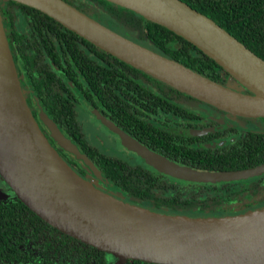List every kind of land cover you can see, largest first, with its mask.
I'll return each instance as SVG.
<instances>
[{
  "label": "trees",
  "instance_id": "1",
  "mask_svg": "<svg viewBox=\"0 0 264 264\" xmlns=\"http://www.w3.org/2000/svg\"><path fill=\"white\" fill-rule=\"evenodd\" d=\"M6 1L8 7L2 14L0 12V16L4 15L11 25L15 20L14 11L19 9L29 28L38 33L42 42L45 40L43 36H47V30L54 28L61 33L65 58L63 73L66 77L72 80L103 119H107L122 132L125 129L133 134L134 128L138 132L135 139L160 157L169 158L172 163L192 170L207 172H232L264 163V132L240 129L232 140V145L220 150L203 148L198 144L218 137H228L231 134L228 128L208 135L200 133L178 136L172 133V141L169 139V132L146 130V125L138 121L129 108L137 112L143 106L147 109L153 106L156 108L158 104L162 112L172 110L175 116L190 117L192 114L181 108L179 102L185 98L188 106L194 108L197 107L198 100L100 50L38 10L11 0ZM61 1L107 28L116 30V33L123 30L128 35L125 38L174 60L207 79L227 85L221 68L211 58L163 26L106 0ZM180 1L208 17L264 60V0ZM59 33L55 32V35ZM78 45L91 49L95 58H83ZM49 53V60L60 68L56 54ZM10 55L12 58L11 52ZM22 58L25 65L28 61L31 69H35L38 74L37 78L30 76V84L41 112L107 178L109 187L114 192L113 197L150 211L198 217L236 216L264 206L262 174L250 182H201L179 178L170 180L161 173L130 165L115 155L98 150L86 140L71 101L72 91L64 80L51 72L46 64L40 63L41 57L36 59L23 52ZM12 62L14 65L13 58ZM71 63L78 72L72 68ZM164 96L175 98L176 103H171ZM128 119H132V122ZM242 119H245L240 124L242 129L247 121L259 128L264 126V118ZM67 164L83 176L81 174L84 170L77 161ZM145 203H149V206ZM112 260L114 257L109 254L51 227L15 196L10 201L0 199V264H110ZM124 264L153 263L126 260Z\"/></svg>",
  "mask_w": 264,
  "mask_h": 264
},
{
  "label": "water",
  "instance_id": "2",
  "mask_svg": "<svg viewBox=\"0 0 264 264\" xmlns=\"http://www.w3.org/2000/svg\"><path fill=\"white\" fill-rule=\"evenodd\" d=\"M11 1L38 10L100 50L183 94L235 116L264 118V60L180 0L106 1L129 9L188 41L246 92L207 79L123 37L61 0ZM146 56L156 62H145ZM163 63L184 70L196 78V84L205 91L180 82L181 78L174 74L161 72L158 67ZM196 84L191 82L198 87ZM80 97L91 109L86 99ZM234 97L256 98L259 105L251 110L234 111L226 106ZM39 118L54 143L81 159L87 172L107 182L50 118L43 112L39 113ZM106 123L120 138L143 152L156 169L175 178L214 182L264 171V164L232 172L192 170L169 163L156 154H148L110 122ZM0 179L15 198L41 220L69 237L110 254L115 259L112 264H123L126 260L153 264H264V206L236 216L221 217L150 211L97 189L77 174L44 136L26 104L1 21Z\"/></svg>",
  "mask_w": 264,
  "mask_h": 264
},
{
  "label": "flooded vegetation",
  "instance_id": "3",
  "mask_svg": "<svg viewBox=\"0 0 264 264\" xmlns=\"http://www.w3.org/2000/svg\"><path fill=\"white\" fill-rule=\"evenodd\" d=\"M6 7H8V3L5 0L4 6L3 7L0 6L1 14L4 12ZM14 13H15V20L12 23V25L7 21L5 16L2 15L4 31H5L4 34H5L6 41L8 42L9 50L12 54V58L14 61V67H15V71H16V76L18 79L20 89L22 90L26 104H27L32 116L34 117L39 129L42 131V133L47 138V140L50 142V144L56 149L58 154L62 158H64L67 163H71V161H77L79 166L82 167V169L84 170V173L81 174V175H83L82 176L83 178H85L88 182H90L97 189L113 196L114 192L109 187L107 178L104 176L105 179L107 180L106 183L104 181H102L101 179H97L94 175H92L91 173H89L85 170V168L83 166L84 163L81 159H77L73 154L66 152L61 147H59L56 143H54L53 140L50 138L49 132L46 129L45 125L42 123V121L39 118V113L41 112L40 105L38 103V99L34 93V90L32 89L31 84H30V81H31L30 76H34V78H37L38 74L35 73V71H34L35 69H31V67H30L31 65H29L28 61H27V64L25 65L23 58H22L23 52H25L26 54H28L31 57L36 58V59L38 57H41L40 63L46 64L48 66V69L51 72H53L58 77H61L64 80V83L68 85V87L72 91L71 101L74 104V110L76 112V118L81 123L83 131L85 130L81 120L79 119V114H78V110H80V108H82L80 106V103L85 105V103L81 100V97H80V96L84 97V95L78 91L77 87L72 82V80H69L66 77V75L63 73V68L65 67V58L63 57L64 56L63 55L64 48H62L63 38L61 36V33L56 31V29H54V28H52V30H47V36H43V39H45V40L42 42V38L39 37L38 33L35 32V30H32L31 28H29L27 20L24 17L23 13L19 9H16L14 11ZM18 17L22 20V23L20 24V26H21L20 29H18L16 27V22L19 21ZM44 26H45V23H44ZM45 32H43V34ZM55 32H57L59 34L55 35ZM117 33L126 37V35L124 33H121V32H117ZM77 42L79 43V41H77ZM78 49H79V51L83 52V54H82L83 58H87L89 60H93V58H95V54L92 52V50L87 49V47L85 45H78ZM49 52H53V54H56V56L58 57L59 63L61 65L60 68H58L53 62H51L49 60V57H48L50 54ZM69 62H71V61L69 60ZM71 66L75 71H77L76 67H74V65L72 63H71ZM221 74L222 75L225 74L226 76L231 78L224 71H222ZM234 83L237 85V89L242 90V89H240L241 87L239 84H237L235 81H234ZM242 91L246 92L245 90H242ZM164 97L167 98V100H169L171 103L172 102L176 103L175 98L172 99L173 97L169 98V96H164ZM74 98H76V99H74ZM186 100L187 99L182 98V102H179V105L181 108L185 109L187 112H190L192 114L190 117H187L185 115V113H183L185 116H181V117L175 116L172 113V110L168 111V112L167 111L162 112L160 110V108H158V106H159L158 104L156 105V108L153 106L152 108L147 109L146 106H143L140 108L139 111H137L138 113L135 110H133L132 108H129L128 110L131 113L135 114V116H137L138 121H141L142 123H144L146 125V130L152 131V132L153 131H163L165 133L169 132L171 134V136L169 135V137H170L169 139L171 141H172V133L175 135H178V136H194V135H199L200 133L208 135L211 133H214V134L220 133L221 131L228 128V132L231 133L228 137H218V138L214 139L213 141L199 143L198 145H200L203 148H212V149H220L221 150V149H225L226 147L231 146L232 142H233L232 140L236 137V133H238L240 129L245 130V131L249 130V131H252L255 133L264 132V126L262 128L256 127L250 121H247L244 125V128L242 129L240 127V124H241V122L245 121V119H242L245 117H240V116H235V115L229 114L223 110L217 109V108H215L211 105H208L204 102H201L199 100H198V104H202L204 106V108H198V107L190 108L188 106L189 104L187 103L188 101H186ZM86 101L89 105H91L87 99H86ZM127 104L131 105V103H127ZM91 107H92L91 110H93V112H96L99 115V117H101V115L98 113V111L95 108H93L92 105H91ZM153 108H155V109H153ZM249 119H251V118H249ZM104 120L108 121L107 119H104ZM128 121L131 123L132 119H128ZM186 131H189L190 133H185ZM108 132H109L110 136H111V133H113V132L116 135H118V133L114 130H113V132L112 131H108ZM123 133L125 135H127L130 139L137 142L138 145H140L144 149L148 150L150 153L156 154L151 148L147 147L146 145L142 144L141 142H139L135 139V137H137L136 133H138V132L134 128H132L133 134H130V132H128L125 129H124ZM111 141L113 142V139H111ZM170 144H171L170 146H172V143H170ZM113 145L115 146V144H113ZM93 146H95L97 148L96 145H93ZM116 148H119V147L117 146ZM98 150H100V149H98ZM106 154L115 155V156L121 158L118 154H115V153H113V154L106 153ZM120 154H122L123 157H125L124 159L123 158H121V159L128 162L130 165H138L144 169L161 173L160 170L154 168L152 165L147 164L146 159L142 158L134 150L128 149V152L123 151V153H120ZM131 157L136 161L138 160L139 163L132 162L131 160H133V159H131ZM166 159L169 163H172L171 159H169V158H166ZM262 164H264V163H262ZM262 164H259V165H262ZM179 166H181V165L179 164ZM256 166H258V165H256ZM253 167H255V166H253ZM161 174L166 176L168 179L172 180V177H170L164 173H161ZM260 174L264 175V171L259 172V173L254 174V175L246 176L243 178L230 179V180H220V181L221 182H231V181H233V182H250L252 179H257L258 177H260ZM175 179H177V178H175ZM214 182H217V181H214ZM246 210H248V209H245V211ZM114 261H115V259L110 261V264H112ZM129 261H131V260H129Z\"/></svg>",
  "mask_w": 264,
  "mask_h": 264
},
{
  "label": "rangeland",
  "instance_id": "4",
  "mask_svg": "<svg viewBox=\"0 0 264 264\" xmlns=\"http://www.w3.org/2000/svg\"><path fill=\"white\" fill-rule=\"evenodd\" d=\"M4 4H5V0H0V6L3 7ZM18 20L19 21L16 22V27L18 29H20V27H21L20 24L22 23V20L19 17H18ZM0 21L2 23L3 32L5 33L2 16H0ZM121 33H126V32L121 30ZM126 37H128V35H126ZM222 76L225 79L227 85H229L230 87L237 88V85L234 83V81L231 78H229L225 74H223ZM80 106L82 108H80V110H78L79 119L81 120V122L84 126V129H85L84 132L86 135V139L90 144L96 145L98 149H100L101 151H103L105 153L118 154L123 159L125 157H123V155L120 153H123V151L128 152V149L134 150L142 158L146 159L147 164L152 165L151 162L147 159V157L144 156L143 152H140L135 146L129 144L128 142H126L125 140L120 138L118 135H116L113 132V130L110 128V126L107 125L106 121L104 119H102L101 117H99V115L96 112H93V110L87 108L82 103H80ZM197 107L198 108H204V106L202 104H198ZM108 131L113 132V133H111V136L109 135ZM111 139H113L114 143L111 141ZM113 144H115V146L116 147L118 146L119 148H116ZM147 152H148V154H150V152L148 150H147ZM131 159H133V158L131 157ZM131 161L139 163L138 160L136 161L133 159ZM152 166L154 168H156L154 165H152ZM160 172L172 177V179H175L174 176H172L171 174H169L168 172H166L162 169H160ZM13 196H14V194L10 190V188H8V186L6 184H4V182L0 179V197H2L0 199L3 201H10V199ZM145 204L147 207L149 206V203H145Z\"/></svg>",
  "mask_w": 264,
  "mask_h": 264
},
{
  "label": "bare ground",
  "instance_id": "5",
  "mask_svg": "<svg viewBox=\"0 0 264 264\" xmlns=\"http://www.w3.org/2000/svg\"><path fill=\"white\" fill-rule=\"evenodd\" d=\"M145 62L152 64L156 62V60L152 57L146 56ZM158 69L161 72H165L168 74H174L175 76L180 77L181 79H178L180 82L189 84L188 86H190L191 88H194L195 90H199V91L204 90L201 86H199V84H196L197 83L196 78L190 76L187 72H185L184 70L176 66H173L168 63H163L162 65L158 67ZM191 82H194V84H196L198 87H194L193 85H191ZM210 92L212 93V91ZM257 105H259V100L256 98L242 100L240 98L234 97L233 100L229 102L226 106L227 108L234 110V111H243L244 109L251 110L255 108Z\"/></svg>",
  "mask_w": 264,
  "mask_h": 264
}]
</instances>
